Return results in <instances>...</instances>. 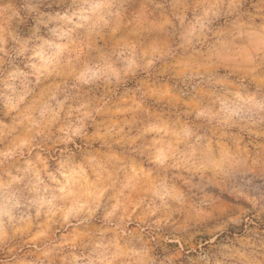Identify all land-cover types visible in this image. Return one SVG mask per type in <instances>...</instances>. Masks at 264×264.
I'll list each match as a JSON object with an SVG mask.
<instances>
[{
    "label": "rangeland",
    "instance_id": "374dc122",
    "mask_svg": "<svg viewBox=\"0 0 264 264\" xmlns=\"http://www.w3.org/2000/svg\"><path fill=\"white\" fill-rule=\"evenodd\" d=\"M96 3L110 5L103 20H77ZM106 72L117 79H101ZM5 83L41 111L58 101L64 111L10 159L2 154L25 129L0 134V205L3 186L23 176L8 194L19 203L16 226L31 218L26 231L10 226L0 238V264H33L53 248L51 264L96 259L97 244L139 251L146 264H264V112L227 124L213 118L221 102L237 103L234 93L264 103V0H0V92ZM77 116L84 134L64 151L58 128ZM13 124L0 101V133ZM154 145L173 150L170 166L151 163ZM222 149L244 162L217 173ZM95 155L144 166L156 184L176 189L179 202L169 200L160 222L142 231L133 223L129 235L106 230L110 198L90 218L73 219L71 208L38 217L29 167L49 184L61 163L77 166Z\"/></svg>",
    "mask_w": 264,
    "mask_h": 264
},
{
    "label": "clouds",
    "instance_id": "9594fccd",
    "mask_svg": "<svg viewBox=\"0 0 264 264\" xmlns=\"http://www.w3.org/2000/svg\"><path fill=\"white\" fill-rule=\"evenodd\" d=\"M110 8L107 3H96L89 6L88 10L77 14V20L86 23H95L104 18V10ZM207 14V13H206ZM86 17V20L82 19ZM71 22V19L65 18ZM77 26H80L79 23ZM224 59L235 60L237 57H223ZM250 59V56H249ZM73 74V73H72ZM76 79V75L73 74ZM101 79H117L111 72H106ZM80 85L87 86L82 82ZM237 103L229 105L221 102V107L213 118H219L222 123L243 119L246 112L255 110L257 113L264 112V103L258 102L255 98H243L239 93H234ZM31 95H14L9 83H5L3 92H0V101L9 113L14 114V124L12 127L4 125L5 136H13L18 129H25L26 134L18 142H14L8 151L2 155L4 159L14 157L24 148H31L39 137L46 135L48 130L54 127L60 120V113L64 111V102L58 101L56 107L48 111H41L35 107V101L30 99ZM9 97L12 100L9 102ZM55 99V97H52ZM31 105V106H30ZM63 105V107H60ZM79 112L78 109H68V114ZM90 115L92 114L89 112ZM205 115V112H200ZM82 121V122H81ZM78 129V131H77ZM62 133L57 139L59 145H63L64 151L68 150V145L74 142L75 137L84 134V120L80 116L76 117V123L58 128ZM123 132V129L120 130ZM103 139V137H100ZM135 141H133V144ZM150 160L156 167H168L174 161V152L169 148L153 146L150 150ZM242 163L244 157L240 153L233 154L226 149H222L219 160L213 162V168L217 173L224 170L225 166L231 163ZM41 164L44 161H40ZM182 163H187L186 161ZM35 176L36 183L33 185L35 198L29 204L36 208V215H48L49 217H62L69 208L72 209L73 219L81 216L92 217L102 204L111 199L110 208L106 209L104 216L107 231L117 235L131 234L130 225L136 224V229L143 230V226L160 222L163 214L168 210V201L179 202L180 196L174 187L163 184H156L150 170L135 162H125L117 159H105L99 155L92 156L86 163L77 166H70L67 163L59 165L56 174L49 173V184H45L40 178V171L35 165L29 167ZM47 171L45 167L43 169ZM91 173V174H90ZM24 179L12 178L11 183L4 185V202L0 205V238L6 239L9 227L16 231H26L31 227V218L25 220L21 218L20 223L25 225L19 228L14 223L13 209L19 207V203H14L15 196L9 195L8 190L12 184H19ZM33 239H37L34 237ZM62 249L65 245H57ZM100 251L97 258L76 257L71 259L63 257L61 264H146L141 252L133 249L121 248L116 244L96 245ZM56 248L49 249L41 255L33 264H45V261L55 253Z\"/></svg>",
    "mask_w": 264,
    "mask_h": 264
}]
</instances>
